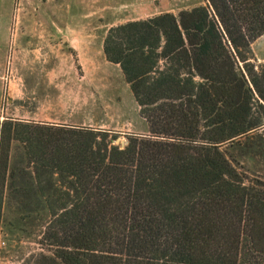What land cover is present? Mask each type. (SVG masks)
Listing matches in <instances>:
<instances>
[{
	"label": "trees",
	"instance_id": "trees-1",
	"mask_svg": "<svg viewBox=\"0 0 264 264\" xmlns=\"http://www.w3.org/2000/svg\"><path fill=\"white\" fill-rule=\"evenodd\" d=\"M263 34L264 0L112 26L105 56L148 133L121 147L90 126L5 119L0 230L33 228L31 264H264V177L242 169L264 155V64L248 62Z\"/></svg>",
	"mask_w": 264,
	"mask_h": 264
},
{
	"label": "rangeland",
	"instance_id": "rangeland-1",
	"mask_svg": "<svg viewBox=\"0 0 264 264\" xmlns=\"http://www.w3.org/2000/svg\"><path fill=\"white\" fill-rule=\"evenodd\" d=\"M206 0H0V46L4 39L21 34L25 48L17 47L25 93L13 98L3 90L0 130L5 119L35 121L41 124L90 126L106 130L128 141L132 134L148 133L130 85L118 64L107 60L104 40L108 30L131 20L173 12L204 4ZM11 5V8H5ZM51 34L52 50L47 60L40 57V35ZM29 37L36 40L29 42ZM29 43L32 46L29 47ZM14 55V47H10ZM248 62L258 69L264 64V34L251 45ZM10 55V56H11ZM246 74L245 63L239 61ZM12 65L8 64L7 75ZM249 79V78H248ZM52 87H51V85ZM252 86V84H251ZM253 88V86H252ZM257 96V94H256ZM262 102V100H261ZM49 119V120H48ZM264 128L253 134L263 132ZM121 147H124L121 143ZM15 152V151H14ZM17 160L20 152H15ZM242 168L249 176L264 177V155L246 158ZM15 213L6 210V220L15 222ZM0 230V264H31L41 250L34 233ZM33 229V228H32ZM31 234V236L28 233ZM27 234V235H26Z\"/></svg>",
	"mask_w": 264,
	"mask_h": 264
},
{
	"label": "crops",
	"instance_id": "crops-1",
	"mask_svg": "<svg viewBox=\"0 0 264 264\" xmlns=\"http://www.w3.org/2000/svg\"><path fill=\"white\" fill-rule=\"evenodd\" d=\"M5 8H11V5L6 6ZM22 35L21 34H15L13 35V38L11 40L12 45L10 43V37L5 38L4 44H2V47L0 46V108L1 103L3 99V90L7 89L9 90V93L13 98L9 99L8 102L12 103L13 99L16 97L22 98V95L25 93L23 79L21 75L19 74V71L17 70V66L20 64V59H23L20 57V55H17V47L19 49H23L26 47V45L22 44ZM41 44L39 45L40 50L44 52V54L41 52V59L45 62L47 60V52L52 50V36L51 34H42L39 36ZM36 40L35 37H29V42H32ZM29 47L32 46L31 43H29ZM10 47L12 50H14V55H11ZM11 55V56H10ZM8 64L12 65V70L9 75H7L6 71L8 68ZM51 85V84H50ZM52 87V85H51ZM49 120V119H48Z\"/></svg>",
	"mask_w": 264,
	"mask_h": 264
},
{
	"label": "water",
	"instance_id": "water-1",
	"mask_svg": "<svg viewBox=\"0 0 264 264\" xmlns=\"http://www.w3.org/2000/svg\"><path fill=\"white\" fill-rule=\"evenodd\" d=\"M115 142L116 143H121L123 146L128 143V141H126L124 139H121V138L115 139Z\"/></svg>",
	"mask_w": 264,
	"mask_h": 264
}]
</instances>
